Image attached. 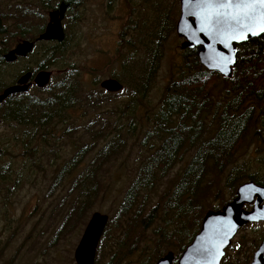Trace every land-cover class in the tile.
Here are the masks:
<instances>
[{
  "label": "trees",
  "instance_id": "obj_1",
  "mask_svg": "<svg viewBox=\"0 0 264 264\" xmlns=\"http://www.w3.org/2000/svg\"><path fill=\"white\" fill-rule=\"evenodd\" d=\"M48 1L37 0V3L42 8L54 9L56 5L47 6ZM63 1L69 4L68 10H71L80 0ZM34 7L32 9L29 3H11L7 9L0 5V91L14 83L17 75L25 71L34 73L51 67L59 70L45 87L37 88L31 84L26 92L12 94L0 103V122L22 126L21 141L25 140L28 144L40 138L45 141L53 137L51 140L57 141L54 134L57 126H63L64 133L72 136L77 121L76 111L86 105L99 107L103 100L109 102L110 96L114 95L101 88L86 90L76 67L66 63V45L70 36L68 31L65 32L66 24L63 26L65 37L61 42L35 41L37 34L43 30L44 15L37 6ZM73 19L70 17V21ZM144 25L139 30L142 32L144 29V32H136L135 37L128 41L120 58L119 70L113 73L128 93L127 102L119 108L128 122L127 135H124L119 119L109 122L104 118L97 128L87 126L86 139L78 141L70 157L55 169L52 178L51 189L65 178H71L69 189L76 195L66 221L71 214L78 219L103 189L105 169L124 151L135 126L138 124L139 130H142L140 151L146 147V153L135 168L116 213L119 222L115 229L118 236L123 237L109 239L114 220L111 217L97 246L96 263L106 250L108 239L111 243L109 258L104 264H124L126 257L134 253L138 255V237L144 236V230L157 219L164 206L162 224L156 225L153 235L157 236L156 242L159 240L168 245L184 242L181 250L200 228L203 193L209 173H222L231 165L255 117L259 113L264 114L263 34L236 45L235 63L229 78L202 67L196 47L184 49L183 60L165 85L157 108L146 112L139 120L136 111L145 106V99L156 80L163 42L174 29L167 12L157 16L149 27ZM25 37L34 40L32 51L15 60L23 62L18 72L6 71L3 53L10 48L11 40ZM136 41L142 48L135 46ZM28 61L31 63L28 64ZM218 79L227 83L228 87H222L224 93L220 94L223 95L215 97L214 88ZM100 141L102 144H99ZM187 155V161L168 185L164 206L156 201L148 212H144L160 180ZM87 157L85 165L80 166ZM234 170L227 176L231 197L243 178L239 170ZM0 177L2 180L9 178L7 165L0 168ZM245 178L264 185V174L254 172ZM225 203L222 202V205ZM121 221L124 222L121 224ZM190 226L194 227L192 234H188ZM130 236H136L131 243ZM160 256L154 254L150 259L157 260Z\"/></svg>",
  "mask_w": 264,
  "mask_h": 264
},
{
  "label": "rangeland",
  "instance_id": "obj_2",
  "mask_svg": "<svg viewBox=\"0 0 264 264\" xmlns=\"http://www.w3.org/2000/svg\"><path fill=\"white\" fill-rule=\"evenodd\" d=\"M60 1L49 0L47 6L53 7ZM11 3L23 5L29 3L32 9L37 6L44 15L43 26L47 23L48 12L52 10L42 8L37 0H0V5L6 9L10 8ZM165 12L169 20L173 21L174 29L163 42L156 80L145 99V106H140L136 111V117L139 120L143 119L146 112L150 113L153 108H157L165 85L175 74L176 66L183 60V50L180 49L183 39L175 33L179 0H80L73 9L66 10L62 20V25L67 26L65 32L68 31L70 35L66 45V63L76 67L86 90L100 89L101 80L114 78L113 73L118 72L120 58L126 50L128 41L135 37L136 32L139 34L144 32V29L142 32L139 31L141 25L149 27L157 16ZM70 17L74 19L70 21ZM20 39L30 40L26 37L14 38L9 47ZM135 46L142 48L137 41ZM22 63L6 62L4 69L11 73L18 72ZM30 63L31 61H28V64ZM46 70H51L52 76L59 72L55 67ZM5 79L8 80L9 77L6 76ZM227 85L218 79L214 88L215 97L223 95L220 94L224 93L222 87L226 88ZM110 97L111 101L103 100L99 107L86 105L84 109L75 112L77 121L72 136L64 133L63 126H57L54 130L57 139L55 142L51 140L52 137L45 141L42 138L36 139L32 144H28L25 140L21 141L22 126L0 122V149L3 150L1 151L3 153H0V168L7 165L9 169L8 179L2 180L0 177V264H76L73 258L74 250L89 216L95 211L108 215L109 219L113 217L109 231L112 236L109 239L123 237L118 236L115 229L119 222L116 213L135 168L146 153V147L140 151L143 132L139 130L138 124L132 131V136L127 139L124 151L105 169L102 178L103 189L78 219L71 214L69 221H66L76 195V192L69 189L71 178H65L61 184L51 189L55 169L70 157L79 140L86 139L87 126L97 128L105 119L109 122L119 119L123 133L127 135L128 122L119 108L124 107L128 93L121 89ZM99 144H102V141ZM188 157L189 155L185 156L181 163L160 180L151 203L145 207L144 212H148L156 201H160L161 207L164 206L168 185ZM88 158L80 166H84ZM234 169L239 170L238 173L243 176L239 183L247 181L245 176L254 172L264 174V114L259 113L255 117L231 165L222 173L214 170L209 173L205 181L207 188L203 193L204 208L201 221L207 210L214 209L232 198L230 188L227 186V176L234 172ZM164 211L165 206L157 219L144 230V236L138 237L136 249L140 253L126 257L123 260L124 264L148 262L154 264L158 258L151 260L152 255L161 254L162 257L168 251L180 250L184 242L168 245L159 240L156 242L157 236L153 235L156 225L162 224L161 215ZM123 222L121 221V224ZM193 231L194 227L190 226L188 234H192ZM241 235L254 236L253 229L248 227L238 234ZM135 237L130 236L129 243L133 242ZM109 239L107 248L97 263L96 249L94 264L107 262L108 247L111 244Z\"/></svg>",
  "mask_w": 264,
  "mask_h": 264
},
{
  "label": "water",
  "instance_id": "obj_3",
  "mask_svg": "<svg viewBox=\"0 0 264 264\" xmlns=\"http://www.w3.org/2000/svg\"><path fill=\"white\" fill-rule=\"evenodd\" d=\"M68 5V3L61 1L57 7L48 12L47 23L35 41L61 42L64 39L65 32L62 20ZM196 10L195 7L186 5L184 0H179V16L175 23V33L183 39L180 49L196 47L197 58L202 67L209 71H215L224 78H229L235 63L236 45L264 33L247 35L246 39L239 41H228V47H225L218 38L213 39L211 36L196 31L199 22L190 14ZM33 47L34 41L20 39L3 53V59L6 62H13L17 57H25L32 51ZM219 54L231 57L232 62L227 63L221 59ZM51 77L52 71L46 69H40L34 73L31 71L21 73L14 83L7 85L0 91V103L12 94L26 92L31 84L37 88L45 87L50 82ZM99 86L101 89L112 93L122 89V84L111 77L101 80ZM247 184L258 189H264V186L257 185L253 181L244 182L236 188L235 196L220 209L207 210L202 217L198 232L185 247L178 259V264H219L224 248L241 225L259 219L264 220V192H252L251 189L244 187ZM248 195H251V200L256 196V201L252 210L245 212L241 208L244 202L251 201L245 199ZM262 201L263 204L260 205ZM107 223L108 215L106 214L95 211L89 216L73 253L76 264H94L96 248ZM210 250L212 254H209ZM171 261L172 253L168 252L158 258L155 264H172Z\"/></svg>",
  "mask_w": 264,
  "mask_h": 264
},
{
  "label": "snow or ice",
  "instance_id": "obj_4",
  "mask_svg": "<svg viewBox=\"0 0 264 264\" xmlns=\"http://www.w3.org/2000/svg\"><path fill=\"white\" fill-rule=\"evenodd\" d=\"M197 10L190 13L198 20L196 31L219 39L228 47V41H239L247 35L264 33V0H184ZM221 59L231 63L229 56L219 54ZM244 187L252 192H264L251 184ZM251 195L245 199L251 200ZM86 251V249H85ZM218 251V249H217ZM209 254H212L211 250Z\"/></svg>",
  "mask_w": 264,
  "mask_h": 264
},
{
  "label": "flooded vegetation",
  "instance_id": "obj_5",
  "mask_svg": "<svg viewBox=\"0 0 264 264\" xmlns=\"http://www.w3.org/2000/svg\"><path fill=\"white\" fill-rule=\"evenodd\" d=\"M57 5L55 7H57ZM68 8H69V5L66 10H68ZM248 181H251V180H247L244 182H248ZM244 182L239 183L238 186ZM257 185H260V184H257ZM260 186H264V185H260ZM255 201H256V196L251 201L244 202L241 209L245 212H249L255 206ZM262 204H263V201L260 202V205ZM248 227L253 229L254 236H245V235L238 236V234L241 231H243L244 229ZM193 237L188 243L185 244V246L181 250L177 252L168 251L172 253V261H171L172 264H178L179 257L181 256L185 247L192 241ZM263 246H264V220L259 219L256 221L247 222L241 225L237 229L235 235L232 236L229 244L223 250V254L220 257L219 264H264V247Z\"/></svg>",
  "mask_w": 264,
  "mask_h": 264
},
{
  "label": "bare ground",
  "instance_id": "obj_6",
  "mask_svg": "<svg viewBox=\"0 0 264 264\" xmlns=\"http://www.w3.org/2000/svg\"><path fill=\"white\" fill-rule=\"evenodd\" d=\"M6 87V86H5Z\"/></svg>",
  "mask_w": 264,
  "mask_h": 264
}]
</instances>
